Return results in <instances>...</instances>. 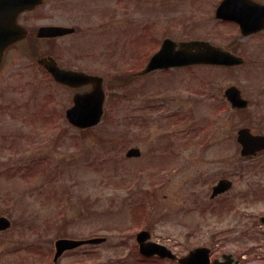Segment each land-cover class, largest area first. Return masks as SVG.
<instances>
[{"label": "rangeland", "instance_id": "1", "mask_svg": "<svg viewBox=\"0 0 264 264\" xmlns=\"http://www.w3.org/2000/svg\"><path fill=\"white\" fill-rule=\"evenodd\" d=\"M219 1L45 2L40 20L35 16L28 26L63 25L75 27L76 33L51 43L38 42L42 54H51L62 67L104 75L108 94L118 85L122 94L124 90L131 97L121 101L120 95V113H116V103L108 101L104 120L87 129L89 132L81 131L64 118L72 103V89L55 84L37 67L24 71L31 60H9L0 75V215L10 214L14 225L0 234V264H177L144 261L136 247L133 252V235L142 228L179 255L209 245L215 256L232 253L264 262V225L259 222L264 203L234 204L229 202L231 198H224L216 201L215 210L199 212L189 202L194 194L210 195L216 176L227 172L233 162V168L243 162L230 132L231 126L242 125V119L223 102V90L232 84L241 88L254 85L252 66H246L251 75L242 66L155 73L141 78L133 89L130 83L112 80L122 72L132 75L146 64L154 50V31L151 39L149 36L152 22L172 35L198 33L226 45L228 37L213 36L216 32L232 35L230 26L211 21ZM152 102L156 103L154 109H147ZM196 136L210 148L199 153ZM163 137L170 141L166 143ZM134 146L142 150L140 158L127 157ZM259 162L248 167L257 171L251 169L240 179L238 189L249 188V178L253 182L264 179V160ZM159 163L169 165L165 178H157L159 170L152 169V164ZM27 164L31 166L25 168ZM199 172L207 176L195 179ZM187 178L194 180L193 185ZM148 190H154V198ZM164 195H168L166 200ZM184 205L191 210L184 211ZM144 206H148L149 217L143 213ZM23 216L30 223L22 221ZM36 227L43 235L37 236ZM97 236H107V242L66 252L53 262L58 238ZM25 244L32 245L26 248ZM21 245L25 249L18 251ZM14 247L21 253H8Z\"/></svg>", "mask_w": 264, "mask_h": 264}, {"label": "flooded vegetation", "instance_id": "2", "mask_svg": "<svg viewBox=\"0 0 264 264\" xmlns=\"http://www.w3.org/2000/svg\"><path fill=\"white\" fill-rule=\"evenodd\" d=\"M60 1H67V0H60ZM219 5L220 1L216 2L214 5V8L212 10V18L211 21L218 24V25H227L230 26L232 31V35H224V33H217L214 34L213 36H218L219 38H226L228 37L229 42L226 45H222L217 43L214 39L210 38L209 36H200V34H193V35H183V37H180L179 35H172L169 32L166 31H161L162 27H155V22L151 23V29L149 30V36L150 39L153 35V31L155 35L152 38H155L153 40V45L151 46V49H154L152 53H150V57L158 51L162 45L167 41L170 40L174 43H176V49L180 48V44L183 42L187 41H200V42H209L211 43L214 47L220 48L223 51L230 53L231 55H234L236 57L242 58V64L237 65V66H232V67H223L226 69H234L237 67H245L246 66H252L251 68L254 70L253 73H255V84L252 86H249L246 88L244 87H239L235 84L228 85L226 89L223 90V97H225V94L229 87H238L239 90H235L232 92H229V95H232V99L230 98L229 100L224 98L223 102L228 106L230 110L233 112L239 114L242 119V125L241 126H231L230 132H232L231 139L233 140L234 146L236 145L237 147V155L238 158H242V163L238 164L237 168H233L232 166L235 162L232 163L231 168L227 170L225 173H221V176H216V179L213 180L209 191L211 192L210 195H198L194 194L193 197L189 199V202L191 204L195 203V205H192V210L196 209L199 212H204L207 210H215L216 206V201L219 199H226L229 198L231 203L236 204V201H241L243 203H250L251 201H259L261 203H264V179L261 178L255 182L251 181L253 178H249V188H241L238 189V185H240L241 182H239L240 179L244 178L248 172L253 169V168H248L250 165L255 164L259 161L264 160V27H261V21L264 22V20L260 21V18L264 17V0H234L233 3L230 6V12L227 13L228 17H222L219 16L218 10H219ZM43 5H38L35 9H30V10H24L23 12L19 13L16 16V23L18 24V31L22 34L25 33L24 37L10 45L6 51H5V57H4V63L1 71L3 68H6V65L8 64L9 60L11 58L19 57L23 59H28L32 60L33 58L37 61L38 57H40L42 50H41V45L38 44V42L43 41L41 37L38 36V31L42 27L40 26H35L34 28H30L28 26V23L34 19L36 16V20H40L41 18V9ZM259 19H255V18ZM248 21L251 23L248 27L244 28L242 27V22ZM155 30H159L158 34L155 32ZM214 29L212 28V31ZM243 37L244 43L240 42V38H236L238 34ZM202 37V38H199ZM209 37V38H208ZM63 38V37H62ZM61 39V38H60ZM53 40H58V39H53ZM218 52H215V55ZM149 57V58H150ZM27 66L24 67V71H28L32 68L35 69V65L33 61H29ZM253 66H256L255 68ZM198 67H206L203 65H195V66H173L170 68L167 67H159L156 70L152 71L150 73L151 77L153 74H173L176 72H180L182 70H187L190 69L192 70L193 68H198ZM213 67H218V66H213ZM142 68V67H141ZM139 68L136 73L139 72L141 69ZM250 68V69H251ZM247 68V71H245V74L251 75L250 70ZM0 71V73H1ZM163 80V79H162ZM257 80L261 82L260 84L256 83ZM91 87H86L85 90H90ZM81 91V90H80ZM118 93V92H117ZM120 94V92H119ZM120 101V97H118L117 102ZM122 101V100H121ZM238 104V105H236ZM156 106V103H148L147 109H154ZM121 104L119 103L116 107V113L121 112ZM139 109H135V111H138ZM150 111V110H148ZM241 132L243 133V136H241ZM235 134V135H234ZM235 136V138H234ZM171 139V138H170ZM196 141H200V137L197 136ZM205 139L211 140L209 136H206ZM163 140H168L167 138L163 137ZM173 140V139H171ZM170 141V140H169ZM202 141V140H201ZM198 143L197 151L199 153H202L203 150H208L210 148V145L206 146V140L201 144ZM178 148H181V150L187 149L186 146H180ZM172 151L175 153L174 149L175 146L171 147ZM179 150V149H178ZM252 167V166H250ZM152 168L154 170H159L157 178H160V176H164V178L167 176V172L170 170L169 165L167 163H159L156 165L152 164ZM180 169V167L178 168ZM257 171V169H253ZM259 174H261L260 171H258ZM207 176V173L202 174L199 172L196 176L195 179L198 177V180L201 177ZM191 181L193 185V181L191 178H187ZM229 181V189L227 192H223L219 195L214 196V188L219 184L220 181L223 180ZM197 181V180H196ZM244 187V186H243ZM238 189V193L235 195H230L228 194L234 192L235 190ZM151 198H154V195L151 196ZM168 198V195L163 196V200H166ZM141 203H146L143 201H140ZM153 202V201H152ZM154 203V202H153ZM156 208V202L153 205ZM185 209L184 211H189L191 210L190 208H186L188 206H183ZM183 214H186L188 212H183ZM261 216L259 215V222L262 224L261 218L264 217V209L261 212ZM8 216V215H6ZM9 217V216H8ZM11 220L13 219L12 217H9ZM12 223L14 224V219L12 220ZM137 224H143V222H136ZM11 229V228H10ZM10 229L0 232V234H4L8 232ZM36 229L40 231V228ZM140 232H146V242L147 241H157L154 239V233L150 231L148 228H142L140 231H138L135 236L133 235V238H135V246H133L134 250H136L135 247L137 248L139 256L142 258L144 261H156V260H162L158 257H143L140 255L139 252V243H138V235ZM42 235L41 233L37 234V236ZM132 238V235L130 236V239ZM107 242V241H106ZM104 242V243H106ZM160 244L159 241H157ZM101 244H94V245H85L84 247H96ZM32 245V244H31ZM29 244H25V247L31 246ZM166 245V244H164ZM168 247V245H166ZM202 247H208L210 249V264H253L257 262H252L249 260H245L244 258L238 257L232 253H222L217 256H215V251L213 248H211L209 245H200ZM197 246V247H200ZM19 247L18 251L24 248V245L17 246ZM169 248V247H168ZM196 248V247H195ZM79 248L78 250H80ZM170 249V248H169ZM194 249V248H193ZM75 250V251H78ZM8 253L16 255L21 252L15 251V247L12 249L7 250ZM246 252L244 251V254ZM179 255V254H178ZM183 255H179V257H182ZM22 259V258H21ZM25 257H23V260ZM22 260V261H23ZM164 261V260H162ZM169 262H172L168 260ZM172 263H177L173 261ZM258 263H264V262H258ZM178 264V263H177Z\"/></svg>", "mask_w": 264, "mask_h": 264}, {"label": "water", "instance_id": "3", "mask_svg": "<svg viewBox=\"0 0 264 264\" xmlns=\"http://www.w3.org/2000/svg\"><path fill=\"white\" fill-rule=\"evenodd\" d=\"M29 1V0H28ZM26 0H8V4L12 5L15 2L17 5L28 2ZM4 2L6 0H0V43L4 47L19 39L21 36H17L19 33L17 27L14 24L16 15L25 9L29 8V4L19 6V8H5ZM29 2H32L29 1ZM233 0H224L218 10L219 16L228 17L230 6ZM4 14L9 16L7 18ZM255 19H259L258 17ZM264 20V17L260 18V21ZM251 25L250 22H242V27L246 28ZM261 27H264V22L261 21ZM2 30V31H1ZM68 28L61 27H43L40 30V36L52 37L64 33H68ZM18 37V38H17ZM2 49L0 54H2ZM215 52H218L215 55ZM214 63V64H236L241 63V60L230 55L229 53L223 52L220 49L212 46L207 42L200 41H187L180 44V48L176 49V43L167 40L162 50L153 57L147 66L145 72H150L153 69L159 67H170L177 64L189 65L193 63ZM55 62H45L44 66L54 75L55 79L61 83L68 85H83L87 83H95L98 86L95 87L94 91L86 94H78L74 98L75 105L69 109L68 117L71 123L79 128H88L97 125L102 117L103 104H104V93L102 90L103 79L96 76L86 75L83 73H75L71 71H65L56 67ZM227 187V184L225 185ZM10 227V222L6 218H0V230H5ZM145 233L139 235V241L141 242V251L146 255L160 254L163 257H171L177 259L168 249L158 244H148L144 240ZM101 239H93L90 241H74V240H59L56 244L57 253L56 259H58L64 251L72 248H76L79 245L87 242H100ZM204 248H199L192 251L188 256L180 259L183 264H206L205 258L202 257L201 253ZM208 253V249H205ZM206 258L208 255L206 254Z\"/></svg>", "mask_w": 264, "mask_h": 264}]
</instances>
